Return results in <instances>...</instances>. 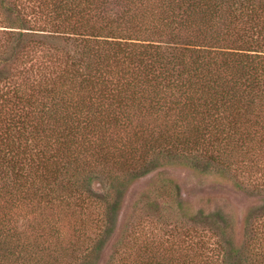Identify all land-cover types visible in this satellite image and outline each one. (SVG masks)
Wrapping results in <instances>:
<instances>
[{
    "label": "trees",
    "instance_id": "16d2710c",
    "mask_svg": "<svg viewBox=\"0 0 264 264\" xmlns=\"http://www.w3.org/2000/svg\"><path fill=\"white\" fill-rule=\"evenodd\" d=\"M159 161L264 195V0H0V264H63L93 178L107 196ZM209 216L143 264H264V224L235 243Z\"/></svg>",
    "mask_w": 264,
    "mask_h": 264
},
{
    "label": "rangeland",
    "instance_id": "374dc122",
    "mask_svg": "<svg viewBox=\"0 0 264 264\" xmlns=\"http://www.w3.org/2000/svg\"><path fill=\"white\" fill-rule=\"evenodd\" d=\"M134 175L107 196L102 195L106 186L99 182L102 177L93 178L91 197L83 206L67 211L62 224L57 223L58 236L53 241L68 252L63 264H85L87 260V264H143L146 259L169 257L181 240L191 245L195 240L190 237L192 230L213 223L208 214L214 212L224 215L226 231L235 243L250 236L251 224H264V213L252 215L247 224L244 220L262 204L264 196L245 177L237 178L242 189L229 177L205 171L200 164L164 165L162 161ZM53 213L56 219L57 210Z\"/></svg>",
    "mask_w": 264,
    "mask_h": 264
}]
</instances>
